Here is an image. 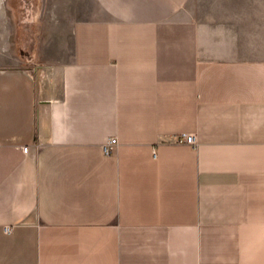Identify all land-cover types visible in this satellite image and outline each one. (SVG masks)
Wrapping results in <instances>:
<instances>
[{
  "label": "crops",
  "instance_id": "obj_1",
  "mask_svg": "<svg viewBox=\"0 0 264 264\" xmlns=\"http://www.w3.org/2000/svg\"><path fill=\"white\" fill-rule=\"evenodd\" d=\"M88 2L0 67V264H264V0Z\"/></svg>",
  "mask_w": 264,
  "mask_h": 264
},
{
  "label": "rangeland",
  "instance_id": "obj_2",
  "mask_svg": "<svg viewBox=\"0 0 264 264\" xmlns=\"http://www.w3.org/2000/svg\"><path fill=\"white\" fill-rule=\"evenodd\" d=\"M89 0H0V67L32 70L68 58V30Z\"/></svg>",
  "mask_w": 264,
  "mask_h": 264
},
{
  "label": "built area",
  "instance_id": "obj_3",
  "mask_svg": "<svg viewBox=\"0 0 264 264\" xmlns=\"http://www.w3.org/2000/svg\"><path fill=\"white\" fill-rule=\"evenodd\" d=\"M174 143L178 144V145H190V146H194L195 145V138L193 135H189V134H180L177 135L174 138ZM116 145V140L115 139H110L107 141V143L104 144L103 146V151L105 153H108L109 150ZM29 148L28 147H23L22 148V152L27 154ZM5 232H8L9 229L5 228L4 229Z\"/></svg>",
  "mask_w": 264,
  "mask_h": 264
}]
</instances>
